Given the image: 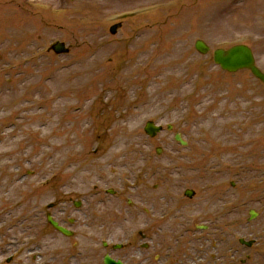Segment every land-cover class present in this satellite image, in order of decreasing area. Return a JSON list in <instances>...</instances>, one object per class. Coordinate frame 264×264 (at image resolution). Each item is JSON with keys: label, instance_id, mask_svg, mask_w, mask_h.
I'll list each match as a JSON object with an SVG mask.
<instances>
[{"label": "rangeland", "instance_id": "obj_1", "mask_svg": "<svg viewBox=\"0 0 264 264\" xmlns=\"http://www.w3.org/2000/svg\"><path fill=\"white\" fill-rule=\"evenodd\" d=\"M58 42L67 55L51 50ZM238 44L264 72V0H0V164L10 165L0 170V249L19 244L42 264L53 254L62 264V252L101 264L103 241L128 242L157 216L153 264L165 254L264 264V86L213 62L215 50ZM149 121L164 127L154 139ZM6 179L22 181L20 208ZM74 202L86 231H101L98 247L81 238L68 249L47 225L49 213L75 215ZM251 210L259 217L248 222Z\"/></svg>", "mask_w": 264, "mask_h": 264}, {"label": "water", "instance_id": "obj_2", "mask_svg": "<svg viewBox=\"0 0 264 264\" xmlns=\"http://www.w3.org/2000/svg\"><path fill=\"white\" fill-rule=\"evenodd\" d=\"M116 29L117 27L112 30V33H115ZM196 49L202 54H206L209 51V48L201 41L197 42ZM54 50L58 54L68 52L62 44L56 45ZM214 59L216 64L228 72L235 73L240 70H250L257 79L264 83V74L256 67L252 51L245 46H237L229 51L218 50L215 52ZM146 131L153 137L161 131V128L149 123ZM176 139L181 141L179 135H177ZM52 224L60 231L65 232L56 223L52 222ZM106 261L107 264H112L110 260L107 259Z\"/></svg>", "mask_w": 264, "mask_h": 264}, {"label": "bare ground", "instance_id": "obj_3", "mask_svg": "<svg viewBox=\"0 0 264 264\" xmlns=\"http://www.w3.org/2000/svg\"><path fill=\"white\" fill-rule=\"evenodd\" d=\"M16 113H19L20 112V109L17 108V110L15 111ZM136 117V114H131L128 119L129 120H134ZM121 122H125L124 120H121L119 119V121L116 123V126H123ZM124 128H130L129 130L132 129L131 126H128L126 123H125V126ZM35 131L36 133H38V129L35 128ZM4 145H2L3 147ZM2 155H5V154H2ZM1 157V156H0ZM10 168V165L8 164V162H5L3 165L0 164V170H7ZM1 188H7V196L9 195L11 197V201H15L16 202V205L18 208H20V200L17 198V195H19L22 191V181L21 182H17L15 183V180L11 179L10 181H8V179H6V181L3 183V186ZM0 199H3L2 196H1V193H0ZM24 207L25 208H31L32 209V205L31 203L29 204V202H25L24 203Z\"/></svg>", "mask_w": 264, "mask_h": 264}, {"label": "flooded vegetation", "instance_id": "obj_4", "mask_svg": "<svg viewBox=\"0 0 264 264\" xmlns=\"http://www.w3.org/2000/svg\"><path fill=\"white\" fill-rule=\"evenodd\" d=\"M148 224H149V222L146 223V225H148ZM135 241H136L135 238L130 239L129 246L123 250L122 257L117 258V259H121L124 262V264H134L133 263V253L134 252H132V248H133ZM148 260H150V256H147L145 258V261H148ZM12 263H13V260L7 261V264H12Z\"/></svg>", "mask_w": 264, "mask_h": 264}]
</instances>
